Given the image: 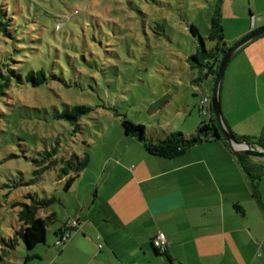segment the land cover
Wrapping results in <instances>:
<instances>
[{
	"label": "rangeland",
	"instance_id": "1",
	"mask_svg": "<svg viewBox=\"0 0 264 264\" xmlns=\"http://www.w3.org/2000/svg\"><path fill=\"white\" fill-rule=\"evenodd\" d=\"M218 1L0 0L13 35L0 31V58L9 62L27 58V66H32L37 62L34 52L40 51L48 60L60 61L64 69L48 84L14 88L0 108V264H46L40 254L56 248L59 226L69 228L64 223L67 208L76 203L78 187L87 192L88 180L98 176L109 156L123 153L126 159L133 158L127 152L132 143L153 155L125 134L124 116L144 124L148 138L168 130L194 132L187 131L192 119L204 115L201 89L196 95L191 83L197 70L187 60L200 47L190 27H198L208 48L216 46L208 36ZM220 2L229 47L259 28L255 16L259 23L264 0ZM213 86L211 76L207 87L211 96ZM74 105L91 107L80 117L77 131L62 116ZM86 153L90 161L82 172L84 180L79 185L78 178L66 189L67 177L60 175L64 159ZM53 160L54 166L36 172ZM113 167L111 161L106 174ZM261 191L264 194V179ZM30 195L54 197L39 214L55 212L57 219L48 226L46 243L29 249L20 239L9 249L3 239L19 230L20 203L31 202Z\"/></svg>",
	"mask_w": 264,
	"mask_h": 264
},
{
	"label": "crops",
	"instance_id": "2",
	"mask_svg": "<svg viewBox=\"0 0 264 264\" xmlns=\"http://www.w3.org/2000/svg\"><path fill=\"white\" fill-rule=\"evenodd\" d=\"M260 18L258 23L255 16V27L264 25V15ZM196 70L193 91L199 94L197 88L204 85L208 92L212 75L198 82ZM221 103L231 130L261 135L264 34L232 57L222 82ZM200 114L204 117L192 119L187 131L195 132L212 116L209 111ZM165 134L157 132L153 137ZM135 145L127 150L133 158L126 159L123 153L109 156L107 165L113 161L114 167L106 174L103 164L98 176L88 180L87 192L78 187L76 203L67 208L64 222L69 224V236L59 242L58 236L56 248L40 254L46 264H264L263 179L256 197L227 144L205 141L172 159L149 156ZM85 174L78 176L79 185ZM159 231L170 242L165 253L153 247Z\"/></svg>",
	"mask_w": 264,
	"mask_h": 264
},
{
	"label": "trees",
	"instance_id": "3",
	"mask_svg": "<svg viewBox=\"0 0 264 264\" xmlns=\"http://www.w3.org/2000/svg\"><path fill=\"white\" fill-rule=\"evenodd\" d=\"M220 1L221 0L217 2L214 13L211 17L210 34L208 36L211 40L216 41V46L208 48L206 46L205 38L200 34L198 27L194 24L190 27L193 34L198 36L200 47L197 48V51L190 55L187 60L193 68L199 69L200 75L196 79L198 82L203 80L205 75H212L215 79L221 58L225 50L230 46V44L225 40L221 12L222 4ZM4 10V7H0V31L3 36L12 37L13 35L9 32L10 24L8 23L9 20L6 17L7 12ZM29 50L33 51L40 49H35V47H33ZM36 53L37 51L34 52V56L37 59V62H35L32 66H27L26 63L29 62L27 58L13 60L12 62H9L7 58H0V108L4 104H7L6 102L8 98L13 95L12 92L14 91V88H23V85L32 87L42 86L48 84L49 81L53 80L57 75L63 74L64 69L60 66V61L55 59L48 60V57L46 55H42L40 51L37 54ZM199 86H203V90L206 91L204 85ZM206 93L211 98V95H209L207 91ZM68 108L69 109L66 112L62 113V116L68 119L73 124L74 130L77 131L80 129V117L83 114L88 113L91 110V107L86 105H74L72 107L69 106ZM211 114V118L208 121H203L197 130L190 135L177 130L167 132L164 138H148L146 136L147 127L142 123H137L131 120L127 116L123 117L122 126L126 135L140 142L142 146L151 154L172 159L184 155L194 146L205 141L221 140L227 144L225 139L222 137L221 129L213 111ZM1 115L2 111L0 109V122L2 118ZM229 130L238 140L247 139L249 142L258 144L264 148V130L261 135L254 137L239 135L230 128ZM232 153L235 154L242 171L249 181L253 193L256 197L260 196L258 184L262 179H264V161L244 153ZM89 161L90 156L87 153L84 156L71 154L70 157L64 159V165L61 168L60 175L67 177L65 180L66 189L72 186L78 176H80V174L88 166ZM55 163V160L50 161L48 164L39 167L36 172L40 173L44 169L54 166ZM28 197L31 199V202L20 203L21 208L18 212L20 222L19 230H17L14 236L10 237L9 240L3 239L4 244L9 249L15 248L20 239L24 241L26 247L29 249L35 248L39 243H46L48 226L57 219L55 212H52L47 216H41L39 214L40 209L49 207L51 203L56 200L54 197L36 198L32 195ZM236 208L239 211H244L240 204H236ZM69 230V228L63 226L57 230V235L62 237L64 233ZM153 247L157 252H160L156 249L154 243ZM3 250L5 251V255L9 253L6 248ZM0 258H2V256H0Z\"/></svg>",
	"mask_w": 264,
	"mask_h": 264
},
{
	"label": "water",
	"instance_id": "4",
	"mask_svg": "<svg viewBox=\"0 0 264 264\" xmlns=\"http://www.w3.org/2000/svg\"><path fill=\"white\" fill-rule=\"evenodd\" d=\"M264 34V25L250 32L246 36L236 41L231 47H229L223 54L219 67L214 79V86L212 90L211 102L212 111L215 115L217 123L221 129L222 137L228 144V147L234 153H244L252 156L256 159L264 161V148L258 144L249 142L247 139L238 140L229 130L228 125L225 122L224 114L221 103V87L224 79V75L229 62L234 54L242 47L255 40Z\"/></svg>",
	"mask_w": 264,
	"mask_h": 264
},
{
	"label": "built area",
	"instance_id": "5",
	"mask_svg": "<svg viewBox=\"0 0 264 264\" xmlns=\"http://www.w3.org/2000/svg\"><path fill=\"white\" fill-rule=\"evenodd\" d=\"M201 89V99H200V107H201V110L203 112L205 111H209L211 113V108H212V102H211V98L210 96L207 95L206 91L203 90V86L200 87ZM73 227H75V224H72ZM69 232L70 231H67L64 233V235L62 237H60V239L58 240V242L60 240H64V239H67V237L69 236ZM153 243H154V246L156 247V249L160 252H165L167 251V248L170 244L169 242V239L166 235L165 232L163 231H159L157 233V235L154 237L153 239ZM100 247H103L102 244H100Z\"/></svg>",
	"mask_w": 264,
	"mask_h": 264
},
{
	"label": "clouds",
	"instance_id": "6",
	"mask_svg": "<svg viewBox=\"0 0 264 264\" xmlns=\"http://www.w3.org/2000/svg\"><path fill=\"white\" fill-rule=\"evenodd\" d=\"M263 161V160H262Z\"/></svg>",
	"mask_w": 264,
	"mask_h": 264
}]
</instances>
